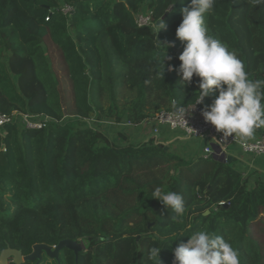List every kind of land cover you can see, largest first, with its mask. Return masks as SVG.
<instances>
[{
  "label": "trees",
  "instance_id": "obj_1",
  "mask_svg": "<svg viewBox=\"0 0 264 264\" xmlns=\"http://www.w3.org/2000/svg\"><path fill=\"white\" fill-rule=\"evenodd\" d=\"M189 3L0 0V110L50 118L42 130L18 119L0 134V256L74 240L85 249L78 257L64 249L61 264H158L152 247L173 264L172 249L207 230L238 249L240 264H262L251 230L264 217L263 179L244 178L235 160L167 150L148 136L151 124L123 126L195 105L198 78L182 85L175 70L184 46L175 31ZM149 12L166 29L139 27L136 15ZM205 23L250 79H264V0H216ZM157 186L183 196L181 223L152 198ZM40 264L58 262L45 255Z\"/></svg>",
  "mask_w": 264,
  "mask_h": 264
},
{
  "label": "clouds",
  "instance_id": "obj_2",
  "mask_svg": "<svg viewBox=\"0 0 264 264\" xmlns=\"http://www.w3.org/2000/svg\"><path fill=\"white\" fill-rule=\"evenodd\" d=\"M215 3L216 0H190L188 6L181 9L183 18L175 35L184 46L178 56L181 63L175 70L180 74L182 85H190L194 76L198 78L199 95L195 105H203L201 115L204 121L222 133L224 139L236 135L241 139L252 138L256 129L264 127V79H250L245 62L237 53L209 33L205 14L213 9ZM156 27L159 32L167 25L161 19ZM163 45L167 48L173 46ZM164 68L163 61L162 77ZM169 70L173 68L170 66ZM213 95L212 103L205 104V98ZM186 114H190L189 110L184 111L183 118ZM152 198L175 213L171 217L173 222H182L186 208L181 194L163 191L157 186ZM188 236L187 242H181L172 249L173 264H240L238 249L223 236L207 230ZM161 249H150V257L157 258L158 264H162L159 258Z\"/></svg>",
  "mask_w": 264,
  "mask_h": 264
},
{
  "label": "built area",
  "instance_id": "obj_3",
  "mask_svg": "<svg viewBox=\"0 0 264 264\" xmlns=\"http://www.w3.org/2000/svg\"><path fill=\"white\" fill-rule=\"evenodd\" d=\"M62 8L61 11H63L65 15L75 13V9L71 6L65 5V7L63 6ZM70 9H72L73 12ZM172 9L173 8H170L169 12H171ZM136 22L139 27H153L154 29L156 27L151 12L148 14H137ZM201 109L202 104H196L178 108L177 113H175L174 110H162L150 121H144L139 125L128 122L123 126L127 128L136 127L145 132V128L151 124L148 136L154 137L156 143L159 144H165L160 127H167L170 132L179 134L177 139L183 138L193 140V142L196 143V146L189 145L191 148L181 145V147L177 148V151H182L185 154L192 152V155L197 159L210 160L213 159L215 155L218 157H227L230 149L234 146H239L244 155L254 158L264 156V135L254 139H241L238 135L229 136L227 139H224L222 133L217 132L213 125L204 121L201 115ZM188 110L190 114H186L183 118L184 111ZM18 119L28 130H42L46 128L50 122V118L45 116L35 117L30 114H19L18 112L5 114L0 110V134H3V130L8 124ZM217 141H219V143H217ZM242 174L244 178L250 177L248 171L242 172ZM10 264H12V261Z\"/></svg>",
  "mask_w": 264,
  "mask_h": 264
},
{
  "label": "water",
  "instance_id": "obj_4",
  "mask_svg": "<svg viewBox=\"0 0 264 264\" xmlns=\"http://www.w3.org/2000/svg\"><path fill=\"white\" fill-rule=\"evenodd\" d=\"M174 112L177 113L178 108L174 109ZM5 149L6 147L2 146L1 151H5ZM166 149L169 150L168 147H166ZM213 158L221 162L227 161L229 163H231L233 159L232 156L218 157L216 155ZM64 249L75 252L76 256L78 257L80 252L85 249V246L83 243L81 244L74 240L61 241L56 247H51L45 244H38L34 247L33 253L26 257L23 256L22 252L14 250L12 248H8L4 250L0 256V264H10L11 261L15 264H24L26 262H36L37 264H40L43 262L45 255L49 259L55 260L58 262V264H61L60 255Z\"/></svg>",
  "mask_w": 264,
  "mask_h": 264
},
{
  "label": "crops",
  "instance_id": "obj_5",
  "mask_svg": "<svg viewBox=\"0 0 264 264\" xmlns=\"http://www.w3.org/2000/svg\"><path fill=\"white\" fill-rule=\"evenodd\" d=\"M16 112V111H15ZM264 129V127H262ZM162 137L165 142V146L168 148L171 147L173 150V147L177 150L178 147H181V145L188 146L187 148H191L189 145H194L196 146V143L193 142V140H187L183 138H178V133H172L167 127L161 126L160 127ZM137 136L138 132L136 131ZM181 135V134H180ZM264 134H261L259 132L254 133V136L252 138H247V139H254L256 137H260ZM201 144V142H200ZM173 150V151H176ZM228 156H232V161L235 160V163L237 167L240 169L242 172H249V176L256 175V177H259L264 180V156L263 157H252L248 155H244L239 148V146H234L230 149Z\"/></svg>",
  "mask_w": 264,
  "mask_h": 264
},
{
  "label": "rangeland",
  "instance_id": "obj_6",
  "mask_svg": "<svg viewBox=\"0 0 264 264\" xmlns=\"http://www.w3.org/2000/svg\"><path fill=\"white\" fill-rule=\"evenodd\" d=\"M62 9L63 8H61V10ZM70 10L72 11V9H70ZM259 60L261 61V60H264V59L260 58ZM173 150H176L175 147H173ZM182 157L188 159V156H186L185 154H182ZM251 231H252L253 237L257 240V242L260 245L261 252H262V255H263L262 264H264V217L263 216H261L260 219L254 225H252V230ZM49 260H51V259H49Z\"/></svg>",
  "mask_w": 264,
  "mask_h": 264
}]
</instances>
